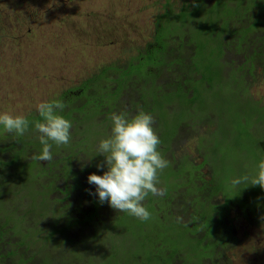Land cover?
<instances>
[{
  "label": "trees",
  "instance_id": "trees-1",
  "mask_svg": "<svg viewBox=\"0 0 264 264\" xmlns=\"http://www.w3.org/2000/svg\"><path fill=\"white\" fill-rule=\"evenodd\" d=\"M196 1L206 9L205 0L186 2L178 14L173 4L167 6L157 20L153 43L131 58L126 68H112L119 73L113 87L104 85L107 77L101 72L58 96L67 105L64 115L75 131L71 130L68 145L53 144L54 158L46 165L33 159L42 149L34 129L35 122L43 119L37 112L28 115L33 126L24 136L0 129V154L10 156L9 160L0 156V264H5L3 259L23 264L33 247L32 237L42 241L34 246L33 256L40 257V264H233L230 251L239 242L237 218L264 222V188L250 181L232 183L235 178L253 175L257 162L264 158V103L248 96L249 80L258 67L264 73V0H215L204 13L207 27L200 26L204 11ZM223 10L230 17L214 20ZM195 24L188 37L184 29ZM257 29H261L259 34ZM3 35L2 30L0 38ZM232 48L241 57L226 60ZM130 88L140 91L134 109L150 112L157 119L164 156L184 126V131L198 138L202 160L194 163L183 156L193 171L200 170L198 176L186 179L178 172L181 158L160 173L164 195L149 194L145 204L152 215L147 221L107 203L101 205L81 184L85 169L99 170L96 165L104 157L95 156L97 145L109 134L111 113L127 111L122 97ZM167 120L175 123L172 128L167 127ZM204 125L208 130L201 132ZM80 126L83 129L78 135L83 138L75 139ZM81 154L93 156L92 164L75 171L74 160L85 158ZM202 168H209L208 181ZM69 177L74 180L73 190H82L93 209L87 212L80 205L71 212L69 201L64 206L67 212L52 219L51 228L40 227L41 219L57 210L61 199L53 198L54 194L63 195V201L71 198L72 189L59 184ZM189 179L191 188L187 190L184 180ZM44 197L54 204L44 202ZM233 213L237 216L230 217ZM19 230L30 236L26 242ZM16 237L21 241L14 243ZM24 247L27 252H20Z\"/></svg>",
  "mask_w": 264,
  "mask_h": 264
},
{
  "label": "rangeland",
  "instance_id": "rangeland-1",
  "mask_svg": "<svg viewBox=\"0 0 264 264\" xmlns=\"http://www.w3.org/2000/svg\"><path fill=\"white\" fill-rule=\"evenodd\" d=\"M192 1L0 0V31L3 30L5 33L0 38V110L26 116L32 113L36 114V105L39 102L57 99L62 92L78 87L83 81L101 72L106 73L105 77H107L104 85L113 87L112 81L119 76V73L113 72L112 68H126L131 58L138 56L148 43H153L157 20L166 13L167 6L173 4L178 14L186 2L191 3ZM214 2L215 0H205V9L204 6L202 7L201 1H196V4L204 11L203 17L200 18V26L207 27L209 25L208 15L204 13L207 12L209 6L214 5ZM224 9L227 8L224 7ZM242 15L240 13L239 16L242 17ZM226 17H230V14L227 10H223L214 16V20L221 21ZM224 26L225 24H222L221 29ZM169 28L165 32L167 37L170 35ZM195 28L196 24L189 25L184 31L188 37H192L190 31ZM260 31L261 29H257L255 33L259 34ZM195 36L196 34H194ZM234 53L236 54L237 50L232 48L225 55V59L241 57L239 53L237 56ZM108 69L111 71H107ZM164 76L167 78V75ZM165 77L161 79L162 84L166 82ZM249 83L248 96L264 103V73L261 68L258 67L255 77L251 78ZM139 100L140 91L133 88L127 90L122 97L126 106L125 110L132 115L137 113L134 103ZM156 120L155 118V123ZM174 124L170 120L166 122L167 127L172 128ZM183 127L166 158L170 162L175 160L178 162L180 158L182 159L181 169L178 172L181 175L184 173V178L191 175L198 176L200 170L195 168L193 171V167L186 157H189L194 163L202 162L199 140L191 137L188 132L183 130ZM81 129H83L82 126L74 133L75 139L83 138L78 135V131ZM73 130L75 131V127ZM207 130V125H204L201 132ZM0 156L10 159L7 153L0 154ZM79 156H85V158L79 162L74 160V170L89 168L93 156L84 154ZM183 156L186 157L183 158ZM42 163L46 165L47 161H42ZM61 169H63L62 165L59 170ZM208 171L209 168L201 169L206 181H208ZM93 172L92 168L85 169V177L81 180V184L95 190V186L89 185L87 180L89 174ZM99 172L102 170H96L97 174H100ZM184 182L188 185L187 190H189L191 179L184 180ZM184 182L181 185H185ZM59 184L61 187L68 185L67 188L72 189L71 198L63 201V195L54 194L53 198L61 199L59 203H56L57 210H54L46 219H41L40 227L51 228L52 219L55 220V217L59 218L63 212H67L64 206L69 201H72L69 207L71 212L74 207L80 205L87 212H91L93 209L92 203L85 197L82 190L78 188L73 190L74 180L72 177L66 181L61 180ZM173 191L176 190L173 188ZM42 199L48 204H54L50 197ZM48 208H50L49 205ZM200 209L210 210L203 207ZM102 215H107V212L103 211ZM235 216H237L235 213L230 215V217ZM187 220L188 218H183V221ZM235 229L239 242L230 251L233 264H264V222L255 224L243 218H237ZM19 234L24 235L22 236L24 242L30 237L24 230H19ZM12 241L18 243L21 241V237H16ZM41 243L42 241L39 242L37 238L32 237L30 243L33 245L32 249L28 252L25 247L20 250V252L26 251L28 254L22 259L23 264H32L34 260L33 264H40V257L34 259L33 256H35L36 250L34 246ZM1 251L6 252L5 249H1ZM3 261L5 264H17L14 259H3Z\"/></svg>",
  "mask_w": 264,
  "mask_h": 264
},
{
  "label": "clouds",
  "instance_id": "clouds-1",
  "mask_svg": "<svg viewBox=\"0 0 264 264\" xmlns=\"http://www.w3.org/2000/svg\"><path fill=\"white\" fill-rule=\"evenodd\" d=\"M66 107L62 99L44 100L36 105V111L43 119L35 122L34 129L42 149L33 159L51 161L53 144L60 146L71 142L73 123L64 115ZM109 120V134L99 140L95 155L104 157L103 162L96 165L102 174H89L88 184L95 186L94 192L88 189L89 195L98 197L101 205L107 203L121 213L147 221L152 214L145 200L150 193L164 195L160 173L170 165L161 150L155 118L145 111L135 115L114 111ZM32 126L28 116L0 110V129L3 131L21 137ZM246 181L264 188V158L257 162L253 175L235 178L232 183L239 185Z\"/></svg>",
  "mask_w": 264,
  "mask_h": 264
}]
</instances>
